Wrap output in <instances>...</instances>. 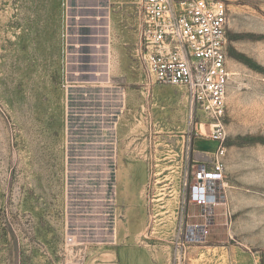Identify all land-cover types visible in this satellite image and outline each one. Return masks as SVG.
<instances>
[{
	"label": "rangeland",
	"instance_id": "374dc122",
	"mask_svg": "<svg viewBox=\"0 0 264 264\" xmlns=\"http://www.w3.org/2000/svg\"><path fill=\"white\" fill-rule=\"evenodd\" d=\"M222 1L228 214L187 246L215 143L149 74L138 0H0V264H264V0Z\"/></svg>",
	"mask_w": 264,
	"mask_h": 264
},
{
	"label": "built area",
	"instance_id": "2783aa9c",
	"mask_svg": "<svg viewBox=\"0 0 264 264\" xmlns=\"http://www.w3.org/2000/svg\"><path fill=\"white\" fill-rule=\"evenodd\" d=\"M144 60L155 84L183 89L190 112L206 117V140L215 143L186 171L187 203L201 222L187 227L183 244H204L225 199L226 108L232 77L227 68L228 5L222 0H138ZM190 171V172H189ZM195 218V217H194Z\"/></svg>",
	"mask_w": 264,
	"mask_h": 264
},
{
	"label": "crops",
	"instance_id": "0c3cea01",
	"mask_svg": "<svg viewBox=\"0 0 264 264\" xmlns=\"http://www.w3.org/2000/svg\"><path fill=\"white\" fill-rule=\"evenodd\" d=\"M199 142H195L194 143V149H193V161L192 162H201L205 159L204 154L210 153L213 150H204L202 145H198ZM202 151H205V153H203ZM196 157V160H195Z\"/></svg>",
	"mask_w": 264,
	"mask_h": 264
}]
</instances>
